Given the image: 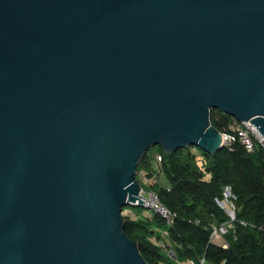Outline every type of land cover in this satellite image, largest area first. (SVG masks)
<instances>
[{"label":"water","instance_id":"1","mask_svg":"<svg viewBox=\"0 0 264 264\" xmlns=\"http://www.w3.org/2000/svg\"><path fill=\"white\" fill-rule=\"evenodd\" d=\"M212 109L264 137V0H0V264H147L138 163Z\"/></svg>","mask_w":264,"mask_h":264},{"label":"trees","instance_id":"2","mask_svg":"<svg viewBox=\"0 0 264 264\" xmlns=\"http://www.w3.org/2000/svg\"><path fill=\"white\" fill-rule=\"evenodd\" d=\"M209 121L212 127L223 133L233 118L212 109ZM156 148L161 156L166 184L153 181L147 186L142 180L143 176L150 178L154 175L150 149L138 163L135 180L143 189L154 191L176 214L174 225L167 228L155 215L131 219L123 215L122 209L124 233L137 244L146 263L185 264L189 260L197 262L204 258L207 264H264V149L257 144L252 153H247L236 139L214 154L193 147L172 153ZM226 187L235 197L236 221L225 238L229 248L223 250L209 243V235L212 226L226 220L224 212L215 203L216 198H222ZM128 210L138 214L143 209L128 207ZM240 222L247 225L242 226ZM157 230H168L166 242L172 255L159 248L158 243L165 240Z\"/></svg>","mask_w":264,"mask_h":264},{"label":"built area","instance_id":"3","mask_svg":"<svg viewBox=\"0 0 264 264\" xmlns=\"http://www.w3.org/2000/svg\"><path fill=\"white\" fill-rule=\"evenodd\" d=\"M222 146H229L236 141L244 147L247 153H252L255 145H262L264 137L260 136L257 130L250 122H237L233 121L228 125L227 131L220 133ZM161 156H157L155 162H161ZM139 198L143 203L144 210L150 212L151 215L158 216L166 225L167 228H171L175 223L176 214L167 208L159 199L158 195L154 191L145 190L141 187L139 192ZM235 197L232 194L230 188H224L222 198L215 199V203L220 207L226 216V220L219 225L211 227L209 235V243L221 247L223 250L229 248L228 242L225 240L228 233L233 229L235 219ZM198 224V221L195 222ZM240 225L246 226L245 222H240ZM259 230L262 228L258 227ZM161 237L165 240L158 243L160 249L168 255H172V252L167 247L168 230L159 231ZM181 264V263H175ZM186 264H207L204 258H199L197 262L194 260L187 261ZM221 264H225L222 262Z\"/></svg>","mask_w":264,"mask_h":264},{"label":"rangeland","instance_id":"4","mask_svg":"<svg viewBox=\"0 0 264 264\" xmlns=\"http://www.w3.org/2000/svg\"><path fill=\"white\" fill-rule=\"evenodd\" d=\"M193 152H195L196 153V150H192ZM150 155H151V157H153V159L155 160L156 159V157L159 155L158 154V152H157V148L156 147H152L151 149H150ZM199 158H200V162L202 161V159H201V156H199ZM198 159V158H197ZM200 162H198V160H197V163H198V166L200 165ZM162 162H158V169H156L157 171H159L160 173H162V171H163V166H162V164H161ZM202 164V163H201ZM152 171H154V170H152ZM152 177V178H151ZM143 180V179H142ZM153 181H155L156 183L157 182H160L161 184H163V185H165L166 183H165V181H164V178H163V176H162V178L161 177H159L158 175H157V172L156 171H154V175H152V176H150V178H145L144 179V183H145V185H150L151 183H153ZM226 188H229V187H226ZM231 190V189H230ZM135 210H137V209H135ZM128 211H130V210H128V207L126 208V207H124V212H123V215H125V216H127V215H130L129 214V212ZM133 213H135V212H131V214H133Z\"/></svg>","mask_w":264,"mask_h":264},{"label":"crops","instance_id":"5","mask_svg":"<svg viewBox=\"0 0 264 264\" xmlns=\"http://www.w3.org/2000/svg\"><path fill=\"white\" fill-rule=\"evenodd\" d=\"M151 158H152V170L156 171L157 175L162 178V173H160L159 171L156 170V169L159 168L158 164L155 162L153 157H151ZM142 179H145L144 176L142 177ZM128 212H129L130 215H127V217L131 218V219H137V218H141V217L151 218L150 212H148L147 210H144V209L141 210L138 214L137 213L131 214V212H134L133 210L132 211L130 210Z\"/></svg>","mask_w":264,"mask_h":264}]
</instances>
